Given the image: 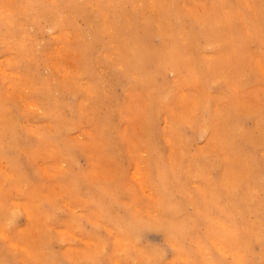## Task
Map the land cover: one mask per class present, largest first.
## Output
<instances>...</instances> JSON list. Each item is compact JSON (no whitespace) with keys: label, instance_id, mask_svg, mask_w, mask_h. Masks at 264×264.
Segmentation results:
<instances>
[{"label":"rangeland","instance_id":"rangeland-1","mask_svg":"<svg viewBox=\"0 0 264 264\" xmlns=\"http://www.w3.org/2000/svg\"><path fill=\"white\" fill-rule=\"evenodd\" d=\"M157 1L151 2L152 4L147 2L148 6L146 2L139 0L122 1L125 4L122 3L120 11L124 13V24L120 26L119 20L114 23L109 5L101 0H65L60 7L63 8L59 9L60 17L58 15L56 20L40 17L39 21L30 20V23L19 13L20 5L24 6L26 0L0 2L1 9H6L9 5L8 9L15 10H11L12 17L16 16L12 21V17L9 18L10 21L7 20L8 17H0V21H3L0 23L4 25L3 28L0 27V71L3 72L2 75L7 72L6 76L0 75V92L3 90L0 93V111H4L0 112V116L4 118L1 124H5H0V131L2 132L3 127H8L3 128L6 129L3 135L0 133V264H195L200 259L196 253V241L204 234L213 235L215 223L207 226L199 223L197 211L203 210V207L193 200L191 202V198L204 200V196H209L207 187L210 188L212 182L214 186H221V196H224L227 186L240 187L245 193H249V208L243 214L246 225H249V235L244 238L240 249L242 248L247 264H264V0L242 2L245 11L249 13V27H254L255 31V37L248 42L249 45L237 44L245 48L242 49L244 52L231 49L227 45V39L221 40L213 36L209 41L205 40L206 29L213 24L225 22L227 14L234 9L236 0L208 2L209 4L203 0H195L196 3L194 0ZM84 2H87L85 6ZM89 4L93 9L89 8ZM75 5L78 10L74 8ZM187 8H190L189 11ZM103 12L106 13L105 16ZM103 17L106 18L102 20ZM208 18L211 19L208 21ZM113 23L117 25L112 26ZM98 24L102 28L99 35ZM114 30L123 35H117ZM104 32L112 36V40ZM114 35L120 36V39L115 37L113 41ZM121 36L125 38V42L128 38L125 46L121 43L123 49L120 44L119 47L116 44L120 43ZM3 40L8 44L10 40L11 45ZM108 40H111L110 45ZM14 41L15 44H12ZM1 42L4 46H1ZM113 44L122 50H109V46ZM16 46L17 49H14L19 53L12 49ZM3 47H9L8 56ZM181 52L186 53V56L183 55L186 58L182 59L187 64L181 67V71L178 69L177 72L171 63L162 64L159 61L161 56L165 58L170 55L175 58ZM20 53L25 60L15 58ZM236 53H240L241 57H238L242 59L238 70L235 69ZM13 61H17V64L13 65ZM52 62L56 64L52 65L58 71L52 67ZM203 65L211 68L214 66V76L201 84L194 77L200 76L201 72L197 74L196 71H202ZM11 73L15 75L12 76ZM45 77H50L51 81ZM5 79L10 80L7 83ZM76 84L83 86L79 88ZM4 93L5 96L2 95ZM24 97H29L26 99L29 103L24 102ZM34 98H38V101ZM20 99H24L22 102L25 106L33 101L36 107L33 109L34 104L31 103L30 109L22 108ZM213 104L216 105L215 111L212 109ZM8 111L10 113L7 114ZM28 112L29 117L23 116ZM10 115L16 118L13 123L8 122ZM197 125L206 127L205 132L197 131ZM246 133L249 141L239 137V134L245 136ZM230 134L235 142L236 138L239 142L234 152H231L227 143ZM47 145L50 148H46ZM169 148L171 149L168 150ZM244 157H249V161L244 160ZM160 162L179 167V174H176L180 178L174 179L173 184L170 183L174 188L170 196L160 182ZM200 175L206 179H202ZM246 176H249V185L245 181ZM179 179L182 181L176 187ZM237 179L236 185L234 182ZM228 200L229 198L226 200L227 204L225 199L224 203H218L222 211L214 217L215 222L223 221L227 224L229 207H232ZM167 201L169 204H176L180 216L185 217L177 225L193 233L185 242V247H189L188 255L182 248L177 250L176 245L165 234L164 228L157 225L162 217L169 216ZM27 209L32 211L31 219L27 218ZM13 213L20 218L9 227L8 223L15 220ZM130 217L139 218L140 223L132 224L130 233H127L126 223ZM193 223L194 228L191 227ZM3 231L4 235L8 233L6 239L9 240V245ZM194 238L197 239L193 240ZM212 238L213 236L209 239ZM10 240L20 243L18 246L22 245L23 250L17 248L15 242L10 243ZM24 247L30 254L34 251L37 259L32 254L30 257ZM209 254L217 264H230L232 261V252L222 247L211 249ZM47 255L51 257L48 258Z\"/></svg>","mask_w":264,"mask_h":264},{"label":"bare ground","instance_id":"bare-ground-1","mask_svg":"<svg viewBox=\"0 0 264 264\" xmlns=\"http://www.w3.org/2000/svg\"><path fill=\"white\" fill-rule=\"evenodd\" d=\"M13 1H15V0H13ZM65 0H26V2H24V6H22V5H20L19 7H20V11H19V13L21 12V14H23V16H25L24 18H26V20H28L29 21V23H30V20H32V21H39L40 20V17H46V19L47 18H52V19H54V20H56L57 19V17H58V15H59V9H62V8H60L61 7V4L63 5V3H65L64 2ZM69 1V0H68ZM122 1H125V0H101V2H103V3H107L109 6L108 7H110L111 8V11H112V13H113V17L112 18H114V20L113 19H111V21L113 20L114 21V23H115V20L117 21V23H118V20H119V26H120V24H124L123 23V20H124V13H121V11H120V7H121V5H122ZM195 1V0H194ZM0 2L2 3V2H7L8 3V0H0ZM76 2H77V0H76ZM88 2V1H87ZM87 2H84V6L86 5L85 3H87ZM92 2V1H91ZM139 2H146V4H147V6H148V3L147 2H149V3H153V2H158L157 0H139ZM160 2V1H159ZM175 2V1H174ZM203 2H207V4H209L208 2H224V0H203ZM242 2H246V0H236V4H235V6H234V9L232 8L231 10H230V12L227 14V16H226V21L225 22H222V24H220V25H215V24H213L209 29H206V33H205V40L206 41H209L210 40V38L211 37H213V36H216L217 38H220L221 40H223V39H227V45L228 46H230V48L231 49H233V50H237V52H241V51H243L244 49L241 47V46H239V45H237V44H240V43H243V44H245V45H247L248 44V42H250L254 37H255V31H254V27H252V26H250L249 27V13H247L246 11H245V6L243 7L242 5ZM66 3H67V1H66ZM90 3V2H89ZM96 3V2H95ZM136 3H137V1H136ZM151 3V4H152ZM195 3H196V1H195ZM201 3V2H200ZM204 3V4H205ZM4 4V3H3ZM18 4H20V3H18ZM17 4V5H18ZM69 4H71V2H69ZM73 4V3H72ZM74 4H76V3H74ZM97 5L99 4V3H96ZM123 4H125V3H123ZM158 4V3H157ZM185 4H187V2L185 3ZM190 4V3H189ZM7 5V4H6ZM90 5L91 4H89V8L90 9H93V8H91L90 7ZM101 5V4H100ZM156 5V4H155ZM195 5V4H194ZM16 6V5H15ZM66 6V5H65ZM79 6V5H78ZM92 7H93V3H92V5H91ZM99 6V5H98ZM151 6V5H150ZM158 6V5H157ZM156 6V7H157ZM179 6H180V2H179ZM193 6V5H192ZM191 6V8H193ZM4 7V6H3ZM2 7V8H3ZM8 7H9V5L7 6V8L5 9V8H3V9H1L0 8V17L3 19V18H7L8 17V21H12L13 20V18L15 19V17H12V11H15V10H12V9H8ZM76 7V9L78 8L76 5L74 6V8ZM102 7V6H101ZM104 7V6H103ZM108 7H104L105 9H108ZM124 7V6H123ZM153 7V6H152ZM233 7V6H232ZM243 7V8H242ZM12 8V7H11ZM97 8V7H96ZM184 7H182V9H183ZM65 9H66V7H65ZM72 9V8H71ZM99 9L101 10L102 8H100L99 7ZM104 9V10H105ZM188 9V8H187ZM190 9V8H189ZM189 9H188V11H189ZM193 9H195V8H193ZM192 9V10H193ZM12 10V11H11ZM19 10V9H18ZM73 10V9H72ZM78 10V9H77ZM130 10V9H129ZM137 10V9H136ZM184 10V9H183ZM62 11H64V10H62ZM68 11H70V10H68ZM85 11V10H84ZM91 11H93V10H91ZM96 11V10H95ZM111 11H110V13H111ZM65 12V11H64ZM70 12H72V11H70ZM89 12V11H88ZM101 12V11H100ZM109 12V11H108ZM125 12H127V11H125ZM190 12H191V10H190ZM14 13V12H13ZM63 13V12H62ZM77 13V12H76ZM75 13V14H76ZM81 13H82V10H81ZM90 13V12H89ZM104 13V16L106 15V13L105 12H103ZM111 13V14H112ZM187 13H189V12H187ZM67 14V13H66ZM69 14V13H68ZM71 14V13H70ZM69 14V15H70ZM109 14V13H108ZM128 14V13H127ZM176 14H179L178 12H176ZM191 14V13H190ZM94 15H95V12H94ZM99 15H100V13H99ZM103 15V14H102ZM199 15V14H198ZM61 16H63V15H61ZM66 16V15H65ZM73 16V15H72ZM128 16V15H127ZM201 16V15H200ZM12 17V19H10L9 20V18H11ZM59 17H60V15H59ZM96 17V16H95ZM102 17V16H101ZM111 17V16H110ZM170 17V16H169ZM203 17V16H202ZM65 18V17H64ZM106 18V17H105ZM104 17L102 18V20L103 19H105ZM107 18H109L108 16H107ZM195 18V17H194ZM61 19V18H60ZM69 19V18H68ZM70 19H72L73 20V18L70 16ZM98 19V18H97ZM123 19V20H122ZM203 20H204V17L202 18ZM211 18H208L207 20L209 21ZM216 19V18H215ZM214 19V20H215ZM7 20H5L6 22H7ZM62 20H64L63 18H62ZM206 20V19H205ZM4 21V22H5ZM75 21V20H74ZM0 22H3V21H0ZM18 22V21H17ZM19 22H21V21H19ZM41 22V21H40ZM53 22V21H52ZM79 22V21H78ZM106 22H109V21H107L106 20ZM122 22V23H121ZM197 22L198 23H200L198 20H197ZM54 23V22H53ZM87 23V22H86ZM113 23V24H114ZM117 23H116V25H117ZM126 23V22H125ZM204 23H206V22H204ZM209 23V22H208ZM1 24V23H0ZM11 24L12 23H10V26H11ZM50 24V23H49ZM71 24V23H70ZM106 24H108V23H106ZM130 24V23H129ZM99 25V24H98ZM109 25V24H108ZM115 24L114 25H112V26H116ZM148 25V24H147ZM157 25V27H158V24H156ZM162 25H164V24H162ZM171 25V24H170ZM2 26V24L0 25V27ZM4 26V25H3ZM3 26H2V28H3ZM13 26V25H12ZM119 26L117 27V29L119 30ZM161 26V25H160ZM255 26H256V24H255ZM34 27V26H33ZM77 27V26H76ZM97 27V26H96ZM130 27V26H129ZM128 27V28H129ZM258 27V26H257ZM257 27H255V28H257ZM1 28V30H3ZM113 28V27H112ZM126 28V27H125ZM124 28V29H125ZM131 28V27H130ZM179 28V27H178ZM262 28V27H261ZM5 29V28H4ZM13 29H14V27H13ZM114 29H115V27H114ZM122 29H123V27H122ZM260 29V28H259ZM109 30V29H108ZM116 30V29H115ZM114 30V32L117 34V32ZM168 30V29H167ZM257 30V29H256ZM262 30V29H261ZM7 31V30H6ZM46 31H48V29L46 28ZM50 31V30H49ZM64 31V30H63ZM78 31V30H77ZM76 31V32H77ZM88 31V30H87ZM101 31H102V28L100 27V25L98 26V35L101 33ZM105 31V30H104ZM110 31V30H109ZM120 31V30H119ZM127 31H128V29H127ZM133 32H134V30H132ZM131 31V32H132ZM136 31H137V29H136ZM258 31V30H257ZM75 32V33H76ZM85 32V31H84ZM111 32H113V31H111ZM124 32V31H123ZM123 32H121V33H123ZM129 32V31H128ZM133 32H132V34H133ZM33 33H34V31H33ZM77 33H79V32H77ZM97 33V32H96ZM105 34H108V33H106V32H104ZM110 33V32H109ZM3 34H5V32L3 33ZM2 34V35H3ZM9 34H10V32H9ZM68 34V33H67ZM74 34V33H73ZM103 34V33H102ZM119 34V33H118ZM117 34V35H118ZM126 34H128V33H126ZM138 35H139V33H137ZM209 34H211V36L209 35ZM11 35V34H10ZM90 35V34H89ZM97 35V36H98ZM111 35V34H110ZM113 36L114 38H113V41L115 40V37L117 38L118 36ZM119 35H123V34H119ZM134 35V34H133ZM9 36V35H8ZM14 36V35H13ZM56 36V35H55ZM75 36V35H74ZM107 36V35H106ZM108 36H109V34H108ZM107 36V38H111L112 36H109L108 37ZM135 36V35H134ZM9 37H11V36H9ZM8 37V38H9ZM41 37V36H40ZM89 37V36H88ZM120 37V36H119ZM118 37V38H119ZM128 37V36H127ZM3 38V37H2ZM6 38V37H5ZM20 38V37H19ZM23 38V37H22ZM79 38H82V37H79ZM78 38V39H79ZM131 38V37H130ZM0 39H1V37H0ZM67 39V38H66ZM83 39H84V37H83ZM120 39V38H119ZM119 39H117V40H119ZM128 39V38H127ZM127 39H126V42H125V38H123L122 36H121V41L119 40V42L120 43H117L116 42V44H118L117 46L119 47L120 45L122 46V44H123V46H125L124 44H126L128 41H127ZM166 39H168V38H166ZM191 39V38H190ZM236 39H239V40H236ZM11 41H12V39H10ZM10 40H8L9 41V44L11 45V42H10ZM13 40H14V38H13ZM25 40V39H24ZM82 40V39H81ZM111 40H112V38H111ZM111 40L109 41V45L111 44L110 42H111ZM132 40H133V38H132ZM174 40H175V38H174ZM5 43H7L8 44V42L6 41V40H3ZM21 41V40H20ZM40 41H41V39H40ZM171 41H173V40H171ZM170 41V42H171ZM178 41H179V39H178ZM98 42V41H97ZM131 42V41H130ZM170 42H168V43H170ZM177 42V41H176ZM2 44H1V46H4V44H3V42H1ZM17 43V42H16ZM85 43V42H84ZM93 43V42H92ZM95 43V42H94ZM113 43H115V42H113ZM122 43V44H121ZM163 43H164V41H163ZM174 43V42H173ZM247 43V44H246ZM8 44V45H9ZM12 44H15V41L14 42H12ZM21 44H23V43H21ZM45 44V43H44ZM48 44V43H47ZM88 44H90L89 42H88ZM116 44H113L115 47H113V45L110 47L109 46V50L111 49V48H115L116 49V51L119 49L117 46H116ZM120 44V45H119ZM174 44H176V43H174ZM19 45V44H18ZM100 45V44H99ZM169 45V44H168ZM171 45V44H170ZM249 45V44H248ZM7 46V45H6ZM15 46V45H14ZM66 46V45H65ZM89 46V45H88ZM102 46V45H101ZM122 46V49L124 48ZM129 46L132 48V46H131V44H129ZM167 46V45H166ZM165 46V47H166ZM32 47H34V46H32ZM38 47V46H37ZM98 47V46H97ZM4 48V47H3ZM14 48H16L17 49V46L16 47H13L12 49H14ZM21 48H22V46H21ZM40 48V47H39ZM56 48V47H55ZM66 48V47H65ZM92 48V47H91ZM100 48V47H99ZM103 48V47H102ZM118 48V49H117ZM168 48V47H167ZM172 48V47H171ZM6 48H4V50H5ZM9 49V47L5 50V52H7V56L9 55L8 54V50ZM11 49V48H10ZM57 49V48H56ZM98 49V48H97ZM105 49H106V47H105ZM114 49V50H115ZM121 49V48H120ZM119 49V50H120ZM121 49V50H122ZM186 49V48H185ZM243 49V50H242ZM15 50V49H14ZM24 50V49H23ZM26 50V49H25ZM37 50V49H36ZM93 50V49H92ZM104 50V49H103ZM113 50V51H114ZM120 50V51H121ZM207 50V49H206ZM10 51H12V50H10ZM15 51H17L18 53H19V51L18 50H15ZM27 51V50H26ZM29 51V50H28ZM56 51V50H55ZM95 51V50H94ZM101 51V50H100ZM172 51V50H171ZM246 51H248L247 49H246ZM3 52V51H2ZM17 52H13V53H11V52H9L10 54H13V55H15V53L17 54ZM25 52V51H24ZM58 52V51H57ZM62 52V51H61ZM71 52V51H70ZM77 52V51H76ZM174 52V51H173ZM182 52H183V50H182ZM179 53V54H177V56L175 57V58H172V56H170V55H168L167 57H163V56H161V59L159 60V61H162L161 63L162 64H169V63H171L172 64V66L174 67V69L178 72V69L180 70L181 69V67L183 66H185V64L186 63H184L185 62V60H183V59H185L186 57H183V55L184 56H186V53ZM199 52H200V50H199ZM208 52V51H207ZM207 52H205V53H207ZM236 52V51H235ZM244 52V51H243ZM23 53V52H22ZM22 53H20L17 57H15V58H17V59H19L20 57H21V54ZM56 53V52H55ZM93 53V52H92ZM103 53H105V52H103ZM162 53H164V52H162ZM170 53V52H169ZM188 53V52H187ZM193 53H194V51H193ZM202 55H204L203 53H202V51L200 52ZM24 54V53H23ZM75 54V53H74ZM95 54V53H94ZM107 54V53H106ZM144 54H145V52H144ZM147 54V53H146ZM208 54V53H207ZM206 54V55H207ZM210 54H212V53H210ZM246 54V53H245ZM12 55V56H13ZM27 56H28V54H26ZM72 55V54H71ZM104 55V54H103ZM102 55V56H103ZM201 55V56H202ZM206 55H205V60H207V57H206ZM11 56V55H10ZM24 56V55H23ZM33 56H35V55H33ZM174 56V55H173ZM189 56V55H188ZM238 56H240V53L238 54V53H236V56H235V58H236V63H235V69L236 70H238V68H239V66L241 65V63H242V59L241 58H239ZM29 58H30V56H28ZM66 57V56H65ZM91 57V56H90ZM241 57V56H240ZM8 58V57H7ZM10 58V57H9ZM14 58V57H13ZM14 58V59H15ZM22 58V57H21ZM48 58V57H47ZM57 57H55V59H56ZM64 58V57H63ZM70 58V57H69ZM95 58V57H94ZM183 58V59H182ZM190 58V57H189ZM197 58H200V56L198 57L197 56ZM209 58H211V57H209ZM262 58V57H261ZM13 59V60H14ZM23 59V58H22ZM34 59V58H33ZM60 59V58H59ZM115 59V58H114ZM135 59H137L136 57H135ZM193 59H195V56H194V58ZM204 59V58H203ZM16 60V59H15ZM23 60H25V59H23ZM22 60V61H23ZM48 60H50V59H48ZM64 60H66V58L64 59ZM115 60H117V59H115ZM197 60V59H196ZM210 60H214V59H210ZM7 61V60H6ZM5 61V62H6ZM11 61V60H10ZM26 61H27V59H26ZM70 61H71V59H70ZM109 61V60H108ZM118 61H119V59H118ZM120 61H122V60H120ZM189 61V60H188ZM191 61H192V59H191ZM208 61H209V59H208ZM245 61V60H244ZM8 62H9V60H8ZM13 62H15V61H13ZM21 63V62H20ZM19 63V64H20ZM37 63V62H36ZM115 63H117V61L115 62ZM188 63V62H187ZM212 63V62H211ZM10 64H11V62H10ZM14 64H17V61L15 62V63H13V65ZM53 64V62L51 63V65ZM55 64V63H54ZM53 64V65H54ZM60 64V63H59ZM66 64H68V63H66ZM72 64V63H71ZM75 64V63H74ZM73 64V65H74ZM82 64V63H81ZM189 64V63H188ZM193 64V63H192ZM53 65H52V67H53ZM56 65V64H55ZM69 65H70V63H69ZM77 65V64H76ZM113 65L115 66V64L113 63ZM170 65V64H169ZM187 65V64H186ZM7 66V65H6ZM5 66V67H6ZM32 66V65H31ZM62 66H64V65H62ZM71 66V65H70ZM69 66V67H70ZM96 66V65H95ZM106 66H108V65H106ZM123 66V65H122ZM204 66V65H203ZM4 67V66H3ZM170 67V66H169ZM187 67V66H186ZM214 67V66H213ZM212 67V68H213ZM54 68V67H53ZM68 68V67H67ZM66 68V69H67ZM84 68H85V66H84ZM110 68V67H109ZM120 68V67H119ZM126 68H128V67H126ZM211 68V66H209V65H205L204 67H203V70L201 71H196V72H198L197 74H199L200 72H201V74H200V76L198 75V78H196V77H194L195 79H197V83L199 82V83H201V84H203V82H206L207 80H209L212 76H214V70ZM216 68V67H215ZM24 69H27V68H24ZM23 69V70H24ZM55 69V71H58V70H56V68H54ZM53 69V70H54ZM64 69V68H63ZM81 69H83V67L81 68ZM184 69V68H183ZM198 69V68H197ZM42 70H43V68H42ZM47 70H49V69H47ZM65 70V69H64ZM74 70V69H73ZM84 70V69H83ZM217 70V69H216ZM3 71V70H2ZM54 71V72H55ZM63 71V70H62ZM67 71V70H66ZM70 71V70H69ZM68 71V72H69ZM171 72H172V70H170ZM181 71V70H180ZM190 71H192V69H190ZM1 72V71H0ZM13 72H14V70H13ZM12 72V73H13ZM35 72V71H34ZM46 72V71H45ZM71 72H73V71H71ZM80 72V71H79ZM195 72V73H196ZM262 72H264V71H262ZM2 73L3 72H1V74L0 75H2ZM12 73H11V75H12ZM60 73H61V71H60ZM67 73V72H66ZM87 73V72H86ZM182 73V72H181ZM190 73V72H189ZM193 74V75H196V74ZM6 74H7V72H5V75L4 76H6ZM27 74V73H26ZM156 74V73H155ZM180 74V73H179ZM179 74H178V76H179ZM260 74V73H259ZM262 74H264V73H262ZM3 75H2V77H3ZM10 75V76H11ZM15 75V74H14ZM14 75H12V76H14ZM30 75V74H29ZM42 75V74H41ZM54 75H55V73H54ZM63 75V74H62ZM67 75V74H66ZM175 75H177V74H175ZM181 75V74H180ZM18 76V75H17ZM65 76V75H64ZM154 76V75H153ZM197 76V75H196ZM61 77V76H60ZM66 77V76H65ZM75 77V76H74ZM73 77V78H74ZM82 77V76H81ZM80 77V78H81ZM175 77V76H174ZM177 77V76H176ZM181 77V76H180ZM216 77V76H215ZM4 78H6V77H4ZM46 78V77H45ZM62 78H63V76H62ZM70 78V77H69ZM77 78H79L78 77V75H77ZM163 78V77H162ZM11 79V78H10ZM9 79V80H10ZM46 79H48V78H46ZM174 79V78H173ZM179 79V78H178ZM193 79V78H192ZM1 80H2V78H1ZM9 80H4V81H7V83H8V81ZM21 80H23V79H21ZM48 80H50L51 81V78L49 77V79ZM47 80V81H48ZM52 80H54L53 78H52ZM59 80V79H58ZM167 80V79H166ZM75 81V80H74ZM73 81V82H74ZM153 81V80H152ZM41 82V81H40ZM45 82H46V80H45ZM177 82H179V80L177 81ZM188 82V81H187ZM15 83H17V82H15ZM21 83V82H20ZM48 83H50V82H48ZM52 83V82H51ZM50 83V84H51ZM54 83V82H53ZM59 83V82H58ZM61 83V82H60ZM77 84L78 83H80V82H76ZM22 84H23V82H22ZM29 84V83H28ZM37 84V83H36ZM40 84V83H39ZM45 84V83H44ZM76 84V85H77ZM144 84H147V83H144ZM173 84H174V82H173ZM183 84V83H182ZM2 85V84H1ZM6 85V84H5ZM46 85H48V84H46ZM58 85V84H57ZM179 85V84H178ZM9 86V85H8ZM43 86H45V85H43ZM53 86V85H52ZM81 86V85H80ZM83 86V85H82ZM81 86V87H82ZM145 86H147V85H145ZM160 86V85H159ZM158 86V87H159ZM180 86V85H179ZM2 87H4L3 85H2ZM12 87V86H11ZM14 87V86H13ZM17 87V86H16ZM65 87V86H64ZM69 87V86H68ZM77 87H79L78 85H77ZM81 87H79V88H81ZM84 87H87V86H84ZM83 87V88H84ZM163 87V86H162ZM181 87V86H180ZM179 87V88H180ZM44 88V87H43ZM61 88V87H60ZM146 88V87H145ZM175 88V87H174ZM177 88V87H176ZM175 88V89H176ZM2 89H4V88H2ZM35 89V88H34ZM143 90H144V88H142ZM148 89V88H147ZM183 89V88H182ZM185 89V88H184ZM191 89V88H190ZM5 90V89H4ZM73 90V89H72ZM80 90H82V89H80ZM84 90V89H83ZM149 90V89H148ZM170 90V89H169ZM3 91V90H2ZM2 91L0 92V93H2ZM15 91H16V89H15ZM24 90H22V92H23ZM66 91V90H65ZM78 91V90H77ZM87 91H88V89H87ZM86 90H85V92H87ZM150 91V90H149ZM149 91H147V92H149ZM175 91V90H174ZM173 91V92H174ZM177 91H178V88H177ZM177 91H175V92H177ZM179 91H181V90H179ZM185 91V90H184ZM6 92V91H5ZM10 92V91H9ZM21 92V93H22ZM27 92V91H26ZM54 92V91H53ZM81 92H83V91H81ZM155 92V91H154ZM174 92V93H175ZM195 92V91H194ZM253 92V91H252ZM17 93V92H16ZM150 93V92H149ZM157 93V92H156ZM159 93V92H158ZM157 93V94H158ZM181 93V92H180ZM193 93V92H192ZM196 93V92H195ZM214 93V92H213ZM8 94V93H7ZM18 94V93H17ZM53 94V93H52ZM75 94V93H74ZM185 94V93H184ZM212 94V93H211ZM3 96H5V93L4 94H2ZM1 95V97H3ZM19 95H20V93H19ZM24 95V94H23ZM43 95H45V94H43ZM70 95V94H69ZM154 95V94H153ZM183 95V94H182ZM9 96V95H8ZM8 96H7V98H8ZM26 96H27V94H26ZM50 96V95H49ZM130 96V95H129ZM151 96V95H150ZM159 96V95H158ZM176 96H178V95H176ZM181 96V95H180ZM31 97H32V95H31ZM33 97H35L34 95H33ZM165 97V95L164 96H162V98H164ZM193 97V96H192ZM6 98V97H5ZM4 98V99H5ZM15 98V97H14ZM23 98V97H22ZM21 98V99H22ZM29 98V97H28ZM28 98H25L24 97V99L26 100V99H28ZM49 98V97H48ZM155 98H157V96L155 97ZM178 97H176V99H177ZM12 99V97H10V100ZM21 99L19 100V103H20V101H21ZM23 99V100H24ZM35 99V98H34ZM38 99V98H37ZM37 99H35V100H37ZM153 99V98H152ZM169 99V98H168ZM174 99V98H173ZM179 99V98H178ZM15 100V99H14ZM17 100V99H16ZM22 100V101H23ZM24 100V102H28L29 103V101H25ZM30 100V99H29ZM32 100V99H31ZM30 100V101H31ZM34 100V101H35ZM71 100V99H70ZM133 100V99H132ZM142 100V99H141ZM145 100V99H144ZM158 100V99H157ZM187 100V99H186ZM232 100V99H231ZM21 101V102H22ZM38 101V100H37ZM49 101V100H48ZM176 101V100H175ZM249 101V100H248ZM5 102V101H4ZM24 102H22L20 105V107H22V108H25V109H30V105H31V103L32 104H34L33 103V101L32 102H30V105L28 106V105H24ZM52 102H53V100H52ZM184 102V101H183ZM215 103H216V101H214ZM232 102V101H231ZM1 103V102H0ZM16 103V102H15ZM19 103H17V104H19ZM40 103H41V101H40ZM49 103H51V102H49ZM79 103V102H78ZM162 103V102H161ZM36 104V103H35ZM35 104L33 105V109H34V106H35ZM58 104V103H57ZM73 104H75L74 102H73ZM133 104V103H132ZM169 105H170V103H168ZM16 105V104H15ZM45 105V104H44ZM54 105V104H53ZM52 105V106H53ZM79 105V104H78ZM81 105V104H80ZM181 105V104H180ZM186 105V104H185ZM19 106V105H18ZM24 106V107H23ZM158 106V105H157ZM162 106V105H161ZM212 106V105H211ZM211 106H208V107H211ZM213 106H214V104H213ZM28 107V108H27ZM36 107V106H35ZM39 107V106H38ZM44 107V106H43ZM61 107V106H60ZM80 107V106H79ZM159 107V106H158ZM216 107V105L212 108L214 111H215V108ZM235 107H237V106H235ZM17 108V107H16ZM22 108H20V109H22ZM58 108V107H57ZM72 108V107H71ZM162 108V107H161ZM168 108V107H167ZM167 108H165L166 110H167ZM11 109H13V108H11ZM18 109V108H17ZM36 109H38V108H36ZM54 109V108H53ZM31 110H32V108H31ZM66 110V109H65ZM169 110V109H168ZM196 110H197V108H196ZM1 111H3V110H1ZM0 111V112H1ZM11 111V110H10ZM22 111H24L23 109H22ZM33 111V110H32ZM145 111V110H144ZM164 111V110H163ZM193 111V110H192ZM198 111H199V109H198ZM209 111V110H208ZM218 111V110H217ZM4 112V111H3ZM12 112V111H11ZM53 112V111H52ZM7 114L8 113H10L9 111L8 112H6ZM15 113V112H14ZM36 113H37V111H36ZM73 113V112H72ZM164 113V112H163ZM162 113V114H163ZM240 113V112H239ZM12 114V113H11ZM29 114V112L28 113H26V114H24L23 116H25V115H27V117H29L30 115H28ZM196 114V113H195ZM2 115H4V114H2ZM20 115V114H19ZM51 115V114H50ZM165 115V114H164ZM11 116V115H10ZM13 116V115H12ZM11 116V117H12ZM52 116V115H51ZM166 116V115H165ZM202 116H204V115H202ZM10 117V118H11ZM55 117V116H54ZM68 117V116H67ZM0 118H2L1 116H0ZM10 118H7L8 119V122L9 123H13L14 122V119H16L15 117L13 118V120L11 121L10 120ZM11 118V119H12ZM48 118V117H47ZM158 118V117H157ZM7 119H6V121H7ZM37 119V118H36ZM133 119V118H132ZM151 119V118H150ZM159 119V118H158ZM162 119H164V118H162ZM195 119V118H194ZM1 120H4V118H2V119H0V124H1ZM166 120V119H165ZM197 120V119H196ZM208 120V119H207ZM55 121V120H54ZM57 121H59V120H57ZM176 121V120H175ZM179 121V120H178ZM185 121V120H184ZM194 121V120H193ZM17 121H15V123H16ZM25 122V121H24ZM24 122H23V124H24ZM29 122V121H28ZM167 122V121H166ZM7 123V122H6ZM8 123V124H9ZM27 123V122H26ZM49 123V122H48ZM56 123V122H55ZM64 123H66V120L64 121ZM68 123H70L71 124V122H68ZM180 123V122H179ZM192 123V122H191ZM116 124V123H115ZM3 125H5V124H1V126H3ZM7 125V124H6ZM14 125V124H13ZM31 125H33V124H31ZM30 125V126H31ZM43 125H45V124H43ZM58 126V125H57ZM62 126V125H61ZM156 126V125H155ZM171 126H172V124H171ZM25 127V126H24ZM29 127V126H28ZM27 127V128H28ZM33 127V126H32ZM56 127V126H55ZM70 127V126H69ZM3 128H8L7 126L6 127H3ZM1 129L2 130V132L0 131V133H2V135H3V133L5 132L4 130H6V129ZM31 128V127H30ZM58 128V127H57ZM62 128H64V127H62ZM68 128V127H67ZM157 128V127H156ZM160 128V127H159ZM158 128V129H159ZM210 128V127H209ZM212 128V127H211ZM35 129V128H34ZM59 129V128H58ZM57 129V130H58ZM66 129V128H65ZM64 129V130H65ZM73 129V128H72ZM154 129V128H153ZM166 129V128H165ZM205 129H206V127H204V126H202V125H197L196 126V130L197 131H199V132H205ZM33 130V129H32ZM39 130H41V129H39ZM64 130H62V131H64ZM66 130H68V129H66ZM29 131H31V130H29ZM44 131V130H43ZM54 131V130H53ZM68 131H71V130H68ZM162 131H164L163 129H162ZM209 131V130H208ZM214 131V130H213ZM217 131V130H216ZM254 131V130H253ZM32 132V131H31ZM248 132V131H247ZM19 133H21V132H19ZM163 133V132H162ZM206 133H208V132H206ZM20 135V134H19ZM66 135V134H65ZM146 135V134H145ZM190 135V134H189ZM233 135V134H232ZM21 136V135H20ZM47 136V135H46ZM206 136V135H205ZM66 137V136H65ZM64 137V138H65ZM77 137V136H76ZM202 137V136H201ZM239 137L241 138V139H246V141H249V136H248V134L246 133L245 134V136H243L242 134H239ZM1 138V137H0ZM16 138V137H15ZM46 138V137H45ZM63 138V139H64ZM178 138V137H177ZM251 139V138H250ZM70 140V139H69ZM140 140V139H139ZM180 140V139H179ZM2 141V140H1ZM125 141V140H124ZM178 142V141H177ZM257 142V141H256ZM1 143V142H0ZM39 143V142H38ZM49 143V142H48ZM126 143V142H125ZM196 143V142H195ZM203 143V142H202ZM218 143V142H217ZM227 143H228V145H229V148H230V150H231V152H234V149L235 148H237L239 145V142H238V139L236 138V142H235V140L233 139V137L231 136V134H230V136L227 138ZM54 144V143H53ZM136 144V143H135ZM233 144H235V145H233ZM5 145V144H4ZM51 145V144H50ZM142 145V144H141ZM14 146H15V143H14ZM17 146V145H16ZM48 146V145H47ZM67 146H68V143H67ZM168 146V145H167ZM203 146V145H202ZM217 146H219V145H217ZM169 147V146H168ZM200 147V146H199ZM46 148H50L49 146L48 147H46ZM227 148V147H226ZM53 149V148H52ZM171 148H169L168 150H170ZM36 150V149H35ZM60 150V149H59ZM37 151V150H36ZM139 151V150H138ZM172 151V150H171ZM173 151H175L174 149H173ZM202 151H203V149H202ZM225 151V150H224ZM30 152H32V151H30ZM39 152V151H38ZM43 152V151H42ZM45 152V151H44ZM132 152V151H131ZM168 152V151H167ZM170 152V151H169ZM168 152V153H169ZM212 152V151H211ZM23 153H26V152H23ZM152 154V153H151ZM26 155V154H25ZM194 154H192V156H193ZM249 154H246V156H248ZM92 156V155H91ZM167 156V155H166ZM169 156V155H168ZM167 156V157H168ZM191 156V157H192ZM252 156V155H251ZM1 157V156H0ZM94 157V156H93ZM131 157V156H130ZM172 157V156H171ZM189 157V156H188ZM190 157V158H191ZM195 157V156H194ZM19 158V157H18ZM34 158V157H33ZM144 158V157H143ZM150 158H152V156L150 157ZM168 158H170V156L168 157ZM90 159V158H89ZM95 159H97V158H95ZM160 159V158H159ZM184 159V158H183ZM195 159V158H194ZM244 160H247V161H249V157H244L243 158ZM134 160V159H133ZM145 160H146V158H145ZM152 160H154V159H152ZM234 160V159H233ZM236 160V159H235ZM89 161V160H88ZM102 161H103V158H102ZM139 161V160H138ZM11 162V161H10ZM50 162V161H49ZM157 162H159V161H157ZM157 162H156V164H157ZM167 162V161H166ZM77 163V162H76ZM141 163V162H140ZM170 163V162H169ZM91 164V163H90ZM96 164V163H95ZM143 164H144V162H143ZM153 164H155V163H153ZM221 164V163H220ZM161 165V169L159 170V178H160V182L162 183V188L163 189H165L166 191H167V194H168V196H170V194H172V192L174 191V188L170 185V183H172L173 184V180L174 179H176V178H180L177 174H179V172L177 173V171H179V167H173V166H171V165H169V164H167V163H165V162H163V163H161L160 162V164H159V166ZM167 165L169 166V167H167ZM235 165H236V163H235ZM63 166V165H62ZM97 166V165H96ZM221 166V165H220ZM40 167H42V166H40ZM221 167H223V166H221ZM2 167H0V169H1ZM37 168H39V167H37ZM44 168V167H43ZM43 168H41V169H43ZM46 168V167H45ZM96 168V167H95ZM160 168V167H159ZM4 169V168H3ZM89 169V168H88ZM138 169H139V166H138ZM181 169V168H180ZM47 170V169H46ZM249 170V169H248ZM1 171V170H0ZM6 171V170H5ZM142 171H143V169H142ZM232 171V170H231ZM237 171V170H236ZM42 172H43V170H42ZM182 172V171H181ZM94 173V172H93ZM177 173V174H176ZM13 174V173H12ZM22 174V173H21ZM100 174V173H99ZM115 174V173H114ZM144 174V173H143ZM155 174H156V172H155ZM154 174V175H155ZM186 174V173H185ZM191 174V173H190ZM215 174V173H214ZM232 174V173H231ZM237 174H239V173H237ZM237 174H236V176H237ZM14 175V174H13ZM144 176V175H143ZM149 176V175H148ZM156 176V175H155ZM228 176H229V174H228ZM200 177L202 178V179H206V178H204L203 177V175H200ZM239 177V176H238ZM23 178V177H22ZM159 178H158V180H159ZM237 178V177H236ZM243 178V177H242ZM140 179H141V177H140ZM140 179H139V181H140ZM17 180V179H16ZM20 181V180H19ZM148 181V180H147ZM182 180L181 179H179V181H177L176 182V187H178L179 186V183L181 182ZM228 181V180H227ZM237 181H238V179L234 182L236 185H237ZM245 181H246V183L249 185V176H246V178H245ZM117 182V181H116ZM26 183V182H25ZM128 183V182H127ZM142 183V182H141ZM152 183V182H151ZM158 183V182H157ZM222 183V182H221ZM223 184V183H222ZM227 184H228V182H227ZM1 185V184H0ZM24 185H26V184H24ZM27 186V185H26ZM206 186V185H205ZM225 186V185H224ZM21 187V186H20ZM157 187V186H156ZM221 186L220 185H218V184H216L215 186H214V182H212L211 183V185H210V188L209 187H207V191L209 192V196H204V200H197V199H195L194 197L193 198H191V202H192V200L194 201V202H196L198 205H201L202 207H203V210L202 209H199V211H197V216L200 218V221H199V223H201L202 225H208L209 223H213L212 225H214V223H215V233L213 234V235H211V234H204L201 238H199V240H197L196 241V253L200 256V259L195 263V264H217V262L215 261V260H212L211 259V256H210V251H211V249H214L215 247H222V248H225V249H227V250H229V251H231L232 252V261H231V263L230 264H247L246 263V261H245V257H244V254H243V252L241 251V249H240V247H242V244H243V242H244V238L246 237V236H248L249 235V225H246V223H245V218L243 217V214H244V212H245V210H247L248 208H249V193H245L240 187H232V186H227V190L225 191V194H223L224 196H221L222 195V193L220 192V188ZM224 188V187H223ZM254 188H256V187H254ZM19 189H21V188H19ZM117 189V188H116ZM23 191V190H22ZM17 192H18V190H17ZM21 192V191H20ZM11 193V192H10ZM24 193V192H23ZM39 193V192H38ZM176 193H178V192H176ZM208 194V193H207ZM188 195V194H187ZM24 196V195H23ZM32 196V195H31ZM34 196V195H33ZM41 196V195H40ZM47 196V195H46ZM193 196V195H192ZM157 197V196H156ZM155 197V198H156ZM158 198H160V197H158ZM229 198V200L228 201H230L231 202V209H230V207H229V219L226 221L227 222V224L225 223V222H223V221H218V222H215L214 221V217L215 216H218L219 215V212L220 211H222V209H219V205H218V203L219 204H222V203H224L223 202V200L225 199V203L227 204V202H226V200ZM14 200V199H13ZM16 200V199H15ZM26 200V199H25ZM39 200V199H38ZM157 200V199H156ZM35 201H36V199H35ZM129 201V200H128ZM149 201V200H148ZM155 201V200H154ZM1 202H2V200H1ZM10 202V201H9ZM26 202V201H25ZM27 202H28V200H27ZM33 202V201H32ZM7 203V202H6ZM5 203V204H6ZM13 202H11V204H12ZM15 203V202H14ZM29 203V202H28ZM36 203V202H35ZM34 203V204H35ZM39 204H40V202H38ZM19 204H21V203H19ZM33 204V203H32ZM167 204H168V207H170V208H167V210H170L169 211V213H168V217H162L159 221H157L158 223H157V225H159L160 227L162 226L163 228H164V230H165V234L168 236V238L170 239V241H172L174 244V246L176 245V249L178 250L179 248H182V250L183 251H185V253H186V255H188V250H189V247L188 248H186L185 247V242H186V238H189L190 236H193V233L191 232V231H189V230H185L183 227H179L177 224L179 223V222H183L184 220H185V217L184 216H180V214H179V207L178 206H176V204H174V203H170L169 204V202L167 201ZM18 205V202H16V206ZM22 205V204H21ZM14 206V205H13ZM20 206V205H19ZM22 206H25V205H22ZM28 206V205H27ZM27 206H25V207H27ZM38 206H40V205H38ZM1 208V207H0ZM10 208V207H9ZM32 208V207H31ZM36 208V207H35ZM162 208H163V210H164V205H162ZM195 208H197V207H195ZM8 209V208H7ZM12 209H14V208H12ZM24 209V208H23ZM32 209H34V206H33V208ZM3 210V209H2ZM21 210V209H20ZM5 211V210H4ZM25 212L27 213V218L29 219H31V217H30V215L32 214V211H30V210H25ZM47 212V211H46ZM5 213V212H4ZM3 213V214H4ZM25 213V214H26ZM35 214V213H34ZM49 214V213H48ZM54 214V213H53ZM5 215V214H4ZM130 216H131V214H129ZM152 215V214H151ZM155 215V214H154ZM1 216H2V214H1ZM250 217V216H249ZM0 218H2V217H0ZM153 218H155V217H153ZM232 219V221L230 222V220ZM67 220V219H66ZM188 220L189 221H192V219L191 218H188ZM249 220V219H248ZM153 221V220H152ZM179 221V222H178ZM137 222H139L140 223V219L139 218H133V217H130V218H128V220H127V223L126 224H128V225H126V229H127V233H130V230H131V228H132V224H135V223H137ZM230 222V223H229ZM259 222V221H258ZM3 224V223H2ZM33 224H35V223H33ZM26 225H27V221H26ZM32 225V224H31ZM136 225V224H135ZM40 226V225H39ZM43 226V225H42ZM146 226V225H145ZM5 227V226H4ZM191 227L192 228H194V223L193 224H191ZM2 228V227H1ZM29 228V230H30V226L28 227ZM118 228V227H117ZM0 230H2V229H0ZM4 230H5V228H4ZM25 230H26V228H25ZM207 230V229H206ZM205 230V231H206ZM31 231V230H30ZM43 231V230H42ZM261 231V230H260ZM4 233H3V235L5 234V231H3ZM26 232H28V230L26 231ZM59 232V231H58ZM61 232V231H60ZM0 234H1V232H0ZM27 234V233H26ZM29 234V233H28ZM6 235H8V233L6 232ZM6 235H4L5 236V240H6V242L8 243V245H9V240L7 241V239H6ZM70 235V234H69ZM1 236V235H0ZM213 236V238L212 239H209V238H211ZM3 237V236H2ZM132 237V236H131ZM7 238H9V237H7ZM3 239V238H2ZM119 239V238H118ZM195 239H197V238H194L193 240H195ZM4 240V239H3ZM177 243H176V242ZM12 242V240H10V243ZM13 242H15V241H13ZM12 242V243H13ZM29 242V241H28ZM87 242V241H86ZM85 242V243H86ZM27 243V242H26ZM246 243V242H245ZM14 244V243H13ZM15 244L17 245H15L17 248H21V246L22 245H20V247L18 246L19 244H17V242H15ZM46 245V244H45ZM11 246V245H10ZM12 246H14V245H12ZM28 246V245H27ZM31 246V245H30ZM6 247H7V245H6ZM23 247V246H22ZM32 247V246H31ZM70 247V246H69ZM73 247V246H72ZM16 248V249H17ZM25 248V247H24ZM30 247L28 246V249H29ZM67 248H68V246H67ZM75 248H77V247H75ZM22 249V248H21ZM84 249V248H83ZM13 250H15V249H13ZM18 250H20V249H18ZM23 250V249H22ZM27 249L25 248V252H29L28 254H29V256L32 254V257L35 259V257H36V253L34 254L32 251V253L30 254V251L29 250H27ZM68 250H71V248H68ZM72 250H74V248L72 249ZM216 250V249H215ZM222 250V249H221ZM24 251H22V252H24ZM66 251H67V249H66ZM86 251V250H85ZM24 252V254H25V256L27 255L28 256V254H26ZM72 252V251H71ZM225 252V251H224ZM68 253H69V251H68ZM67 253V254H68ZM37 254H39V253H37ZM65 254V253H64ZM63 254V255H64ZM67 254H66V256H67ZM21 255H23V254H21ZM35 257H34V256ZM73 255V254H72ZM177 255V254H176ZM178 255H179V253H178ZM38 256V255H37ZM48 256V255H47ZM174 256H175V254H174ZM22 257V256H21ZM31 257V256H30ZM49 257H51V256H48V258ZM6 259V258H5ZM24 259H25V257H24ZM28 259H30L29 257H28ZM28 259H27V261H28ZM36 259H37V257H36ZM51 259V258H50ZM78 259V258H77ZM153 259V258H152ZM30 260H32L33 261V259H30ZM175 260V259H174ZM225 260V259H224ZM21 261V260H20ZM22 261H24V260H22ZM36 261V260H35ZM51 261V260H50ZM172 261V260H171ZM176 261V260H175ZM29 262V261H28ZM39 262V261H38ZM55 262V261H54ZM3 263V262H2ZM24 263V262H23ZM51 263V262H50ZM173 262H171V264H172ZM42 264H43V262H42ZM186 264V263H185ZM221 264H224V263H221ZM226 264V263H225Z\"/></svg>","mask_w":264,"mask_h":264},{"label":"clouds","instance_id":"clouds-1","mask_svg":"<svg viewBox=\"0 0 264 264\" xmlns=\"http://www.w3.org/2000/svg\"><path fill=\"white\" fill-rule=\"evenodd\" d=\"M13 215L15 216V220L10 221V222L8 223V226H9V227L13 226L14 223L20 218V217H19L18 215H16L15 213H13Z\"/></svg>","mask_w":264,"mask_h":264}]
</instances>
